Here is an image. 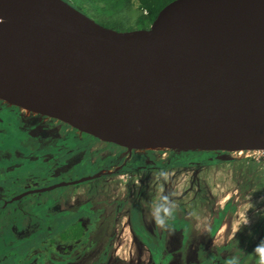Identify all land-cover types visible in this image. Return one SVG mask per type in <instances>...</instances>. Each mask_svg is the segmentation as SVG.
<instances>
[{
    "label": "water",
    "instance_id": "obj_1",
    "mask_svg": "<svg viewBox=\"0 0 264 264\" xmlns=\"http://www.w3.org/2000/svg\"><path fill=\"white\" fill-rule=\"evenodd\" d=\"M0 102L128 152L264 154V0H172L122 32L0 0Z\"/></svg>",
    "mask_w": 264,
    "mask_h": 264
},
{
    "label": "flooded vegetation",
    "instance_id": "obj_2",
    "mask_svg": "<svg viewBox=\"0 0 264 264\" xmlns=\"http://www.w3.org/2000/svg\"><path fill=\"white\" fill-rule=\"evenodd\" d=\"M156 152L159 151L128 152L111 144L102 143L54 120L22 112L0 102V259L3 252L2 243L14 242L12 234L17 229L16 221H18L16 220L11 226V233H4L3 230L9 222L3 216L4 210L6 213L7 210L11 213H18V217L13 219L20 218L19 220L24 223L32 221L34 215L41 219L60 218L62 221L82 219L85 224L89 221L97 222L101 218L100 226H106L104 235L109 238V242H104L107 244V246L104 245V248L108 255L112 239L110 232L113 230L116 215L119 218L125 215L130 234H132L128 217L124 214L125 209H128L129 200H136L132 186L143 189L151 185L149 181L144 180L149 174L180 168V166L165 167L170 153L166 154L165 152V156L162 158L161 156L157 157ZM137 158H140V161H135ZM213 158L214 156H206L201 159L212 161ZM201 159L191 160L189 166H208L198 162L202 161ZM117 160L118 162L115 163ZM133 160L136 163H130ZM213 164L215 163L210 165ZM124 167L127 169L126 171H122ZM105 177L117 178L119 183L122 180L121 184L126 183L125 185L128 187L123 196L114 197L112 201L124 205L121 210L116 211L114 204L113 207L106 205L108 201L105 199L110 200V197L98 199L97 197L80 196L77 199H72L74 193L83 185L87 184L86 187H88L89 184H96ZM136 177L139 178L137 181ZM81 179L84 180L81 181ZM96 187L98 189L99 186ZM63 189L64 194L62 193ZM191 204L193 205L192 200ZM180 206L178 205L177 208ZM227 206L226 202L218 210H222L225 214L224 208ZM113 210L115 213L111 216ZM183 210H185L184 207ZM218 210L210 216L207 226L197 227L196 219L189 221L183 216L188 225L186 227L179 226V228L176 225L177 229L173 228L174 233H178L179 236L187 232L190 237H193V242L190 241L187 245L180 242L175 245V248L182 245L192 254V258L186 264H226V260L233 256L241 259L239 262L242 264L244 257L241 254L244 256L246 251L248 255L252 254V250H249L250 245H257L261 239H264V217H258L250 231L246 228L237 231L236 228L227 238L224 237L220 245H216L215 238L219 233V230L216 229L222 220V215L220 216ZM82 214L84 217H81ZM146 219L144 216L145 221ZM46 228L43 229L44 233H48V226ZM144 231H150V227H146ZM243 235L245 241L242 239ZM196 236L201 238L194 241ZM200 242L202 245H197ZM82 244L83 241L78 244L80 248ZM200 250L204 251L205 259L203 262H196L200 256H195V254ZM44 251L42 248L35 249L31 256L38 255L37 258H32L26 264H43L42 259L49 260L50 254L46 257ZM173 251H177L179 258L183 250ZM52 255L54 254L52 253ZM11 256L15 259H13L14 264H19L18 259L14 255ZM95 256H97L95 253H90V260ZM90 260L86 261V264H89ZM49 262L58 263L56 260H49ZM148 263L155 264L150 261L145 264ZM168 263L175 264L176 262L173 260ZM105 264L121 263H117L113 259ZM160 264L162 263L160 262ZM163 264H167V261H163ZM248 264H257V257L252 256Z\"/></svg>",
    "mask_w": 264,
    "mask_h": 264
},
{
    "label": "rangeland",
    "instance_id": "obj_3",
    "mask_svg": "<svg viewBox=\"0 0 264 264\" xmlns=\"http://www.w3.org/2000/svg\"><path fill=\"white\" fill-rule=\"evenodd\" d=\"M64 1L102 27L119 32L137 30L143 27L142 17H140V13L137 11V0ZM156 153L158 157L165 152L159 151ZM138 179V177L135 178L136 181ZM144 180L149 181L151 185L144 187L143 192L135 186H132V190L137 198L141 196L142 202L148 204V209L145 212L146 221L153 218L151 212L155 203L166 195L170 199H173L177 206L181 205L184 207L183 216L186 219L189 221L196 219L197 222L195 224L197 227L207 226L210 216L214 211L220 209L227 202L228 206L225 214H222V220L216 229L219 230V233L216 235L215 242L216 245H220L224 237L227 238L237 228V221L242 219L244 213L248 211L250 202L252 201L255 204L261 196H264V154L262 152L235 155L226 154L223 160L213 165L185 166L180 167L178 170L155 172L149 174ZM98 183L99 185H97ZM121 183L122 180L119 183L117 178L105 177L96 182V184H89L88 187H86L87 184L83 185V187L74 193L72 199H77L80 196L97 197L98 199L101 197H110V200H105L112 203L114 197H121L128 190V187L125 185L126 183L124 185ZM96 186H99L98 189ZM62 193L64 194V189ZM191 200L193 202V205L191 204L192 206L190 205ZM111 207L113 206L111 205ZM257 207L264 210V203L258 204ZM18 215V213H11L8 210L7 213L6 210L3 211V216L8 221L14 217H18ZM248 215L252 217L253 213L248 212ZM257 218L253 217L251 226L246 228V230L250 231L252 229L255 223L254 221ZM46 219L53 220L55 229L61 228L59 220H54L53 218ZM19 223L24 225L21 221ZM31 223L33 222H29V224ZM44 229H47L46 226ZM97 233L98 231L96 232L94 229L93 234ZM110 234H112V239L110 240L106 263L113 261V259L115 262L121 264H145L147 261L153 262V255L149 248L143 241H138L130 234L125 215L120 218L117 215L115 216L113 230ZM188 237L190 236L188 235ZM160 238L163 240V243L161 244V241L158 242L157 247L159 252L185 250L182 245L175 248L177 242H183V240L181 242L182 237L179 238L178 233L164 234ZM192 239L193 237H190L187 244L190 241L193 242ZM242 239L245 241L244 235ZM93 241V235H88L83 240V244L81 245L83 255L80 260L79 257H75L72 262H68L72 257L66 252H62L61 256L56 254L52 255L51 253L49 260L58 261L56 264H86V261L90 260L89 250L94 249L96 245V243L93 244ZM165 245L167 249L164 247ZM255 246L256 244H253L249 247V250H252V254L248 255L247 251L244 253V256L241 254L244 257H241L243 260L242 264H248L250 258L255 256L253 254ZM73 249L78 248L74 247ZM30 256L27 261L32 259ZM195 256L200 255L196 253ZM191 258L192 254L188 250H185L180 259L181 264L188 263V260ZM13 259L3 249L0 264H13ZM49 260L42 259L43 264H52ZM168 262L169 260L167 264H169Z\"/></svg>",
    "mask_w": 264,
    "mask_h": 264
},
{
    "label": "trees",
    "instance_id": "obj_4",
    "mask_svg": "<svg viewBox=\"0 0 264 264\" xmlns=\"http://www.w3.org/2000/svg\"><path fill=\"white\" fill-rule=\"evenodd\" d=\"M172 0H137V11L140 13V17H142L143 23L142 28H146L150 22L153 20L157 12L168 2ZM146 24V25H145ZM145 25V26H144ZM206 156L213 157V160H206L201 159L205 158ZM226 154L224 153H212V152H195V153H175L171 152L168 157V163L165 164V167L167 168H173V167H185L190 165L191 160H202L198 161L200 163H204L207 165H210L211 163L220 162L225 158ZM135 161H140V158L135 159ZM134 160L133 162L130 161V163H136ZM118 162L115 161V163ZM127 169L124 167L122 171H126ZM143 192V189L140 190ZM136 200H129L128 203V209H125V213L128 217L130 227L132 229V235L138 240L143 241L144 244L149 248L151 254L153 255L152 261L155 262V264H160V262L163 264V261H173L175 260V264H181V257L184 254L185 250H183L180 253V257L178 258L177 251L169 250V251H158V242L161 241V244L163 243V240H161V236H164V234H173L175 231L173 228L176 227V225L186 227L188 225L187 220L183 219L184 210L183 207L180 206L176 209L175 217L174 219L169 221V227L166 230L160 229L156 227L155 222L153 218L148 220L147 222L144 220L145 212L148 209V204L142 202L141 196L140 198H137L135 196ZM115 205V209L121 210L124 205H121V203L116 202H106L107 206H113ZM127 208V204L125 205ZM226 211V208H224ZM220 216L223 214L222 210H218ZM115 213V210H113V213L111 216H113ZM87 217H90L92 215H85ZM81 217H84L82 214ZM79 217V218H81ZM110 218V217H109ZM20 218L11 219L8 222L7 227L4 228L3 232L6 234L11 233V226L16 221V231L12 234L14 237V242L12 243H2V250H6L7 254L14 255L16 259H18L19 264H26L27 259L29 258V255L35 250L42 248L44 251V254H57L62 255V252L69 253L72 259H70L68 262H72L75 257H79V260L81 259L82 255V249L79 247V243L85 240L86 236L93 235V244L96 243L94 246V249L89 250L90 253H95L97 256H95L93 259L90 260L89 264H105L107 261V250L104 248V242H109V238L105 237V227L103 226L101 228L100 224L102 222L101 218H99L96 221H89L87 224L83 223L82 219L77 220H61L60 218H53L54 220H59L61 228L55 229V225L53 223L52 219L45 220L38 218L36 215H34V218L31 224L24 223V221L19 220ZM90 219V218H88ZM92 220V219H91ZM23 222V224H20L19 222ZM44 223L46 226H48V233H44ZM53 223V224H52ZM95 223V224H94ZM147 225V226H146ZM146 227H150V231H144L146 230ZM94 229L97 234H93ZM144 229V230H143ZM92 231V233H91ZM150 234H147L149 233ZM159 232V233H158ZM95 233V232H94ZM88 234V235H87ZM188 233L185 232L183 235H180L181 242L184 245H187L188 240L190 237L187 235ZM3 236V234H2ZM178 238V239H179ZM197 238H201L199 236L195 237V240ZM198 245H202V242ZM78 246V249H73L74 247ZM200 257L197 259L196 262H203L205 259L204 251H196ZM38 255L30 256V258H37ZM167 257V259H166ZM202 257V258H201ZM201 258V259H200ZM166 259V260H165ZM14 264V262H13Z\"/></svg>",
    "mask_w": 264,
    "mask_h": 264
},
{
    "label": "clouds",
    "instance_id": "obj_5",
    "mask_svg": "<svg viewBox=\"0 0 264 264\" xmlns=\"http://www.w3.org/2000/svg\"><path fill=\"white\" fill-rule=\"evenodd\" d=\"M163 152V151H162ZM261 151H252V152H236L231 153L232 155L241 154V153H255ZM228 154V155H231ZM162 155L165 156L164 153ZM161 157H164L162 156ZM264 203V196H261L260 199L254 204L250 202V207L243 215V218L237 221V231L242 230L243 228H249L252 224L253 217H264V210L257 207L258 204ZM177 209V204L173 199H170L168 195L163 196L160 201L155 203L152 208L151 215L155 222L156 227L166 230L169 227V221L174 219L175 212ZM248 212H252L253 216L249 217ZM253 254L257 257V264H264V239H261L259 243L255 246ZM226 264H240L239 259L235 256L226 260Z\"/></svg>",
    "mask_w": 264,
    "mask_h": 264
},
{
    "label": "built area",
    "instance_id": "obj_6",
    "mask_svg": "<svg viewBox=\"0 0 264 264\" xmlns=\"http://www.w3.org/2000/svg\"><path fill=\"white\" fill-rule=\"evenodd\" d=\"M162 156H164V155H162ZM162 158H164V157H162Z\"/></svg>",
    "mask_w": 264,
    "mask_h": 264
}]
</instances>
